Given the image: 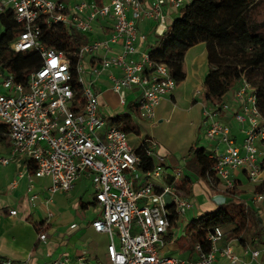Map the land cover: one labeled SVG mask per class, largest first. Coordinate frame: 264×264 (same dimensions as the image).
<instances>
[{
    "label": "built area",
    "instance_id": "obj_1",
    "mask_svg": "<svg viewBox=\"0 0 264 264\" xmlns=\"http://www.w3.org/2000/svg\"><path fill=\"white\" fill-rule=\"evenodd\" d=\"M190 2L107 0L97 5L94 0H0V30L1 21L8 17L19 25L10 49L14 53L35 52L39 58L24 85L16 84L0 69V124L5 126L10 144L9 156H0V165L24 163L9 189H15L25 178L28 201L34 204L38 199L34 180L47 179L45 204L50 205L55 194L70 193L76 181L86 176L99 207L90 227L107 239L105 262L82 254L62 256L45 264H213L217 256L233 264L238 262L230 245L220 247L224 237L221 227L208 233L207 253L200 245L194 247L197 260L162 255L164 237L171 229L177 235L176 224L192 206L174 185L183 170L168 169L163 157L154 156L156 145L149 139L132 147L129 135L109 124L110 116L100 111L93 90L96 80L107 74L119 103L124 105L127 93L134 92L138 117L156 126L155 109L177 84L167 64L154 60L144 50L148 43L138 23L151 22V33L159 39L170 29L168 17ZM57 26L71 27L83 37H98L84 42L77 52L57 51L41 41L43 30ZM102 27H108L111 33L104 36ZM72 56L77 59L79 96L71 86ZM86 73L90 79H86ZM226 113L240 128V143L232 138L230 126L221 121ZM202 116L205 140L216 143L210 157L215 160L213 178L222 191L233 188L232 176L238 171L256 182L264 159V151L259 149L264 147V118L250 83L241 78L232 89L230 103L203 106ZM140 147L152 162L146 171L140 169L142 159L136 153ZM262 203L264 194L256 193L246 207L258 210ZM7 215L13 217L16 211L8 210ZM172 216L176 217L175 225H170ZM46 238L41 234L38 241ZM247 253L254 260L259 256L258 251Z\"/></svg>",
    "mask_w": 264,
    "mask_h": 264
},
{
    "label": "trees",
    "instance_id": "obj_2",
    "mask_svg": "<svg viewBox=\"0 0 264 264\" xmlns=\"http://www.w3.org/2000/svg\"><path fill=\"white\" fill-rule=\"evenodd\" d=\"M101 5L102 0H94ZM264 3V0H191L189 4L179 10L170 29L165 35L156 39L148 53L156 61L167 64L172 78L178 85L185 79L182 69L184 55L191 47L203 43L206 47L208 71L204 77L200 100L203 106L220 104L241 78H245L255 90L257 107L264 118V21H255L253 11ZM3 33L0 36V69L8 72L16 84L24 85L28 74L39 64L35 52L14 53L10 44L15 38L19 25L8 17L1 21ZM84 37L71 27L57 26L54 29L42 31L41 41L48 47L67 53L77 52L84 43ZM71 59V86L76 94L81 93V86L77 84L75 68L76 57ZM125 109L129 112L124 115L116 114L108 119L109 124L115 125L127 135L140 134L138 127L132 123L131 114H135V103L128 101ZM8 141L5 126L0 124V145ZM136 153L141 157L140 169L146 171L151 168L152 162L143 155V147ZM211 153L203 147H190L189 160L185 169L187 173L183 184L178 188L184 198H189L190 191L187 184L190 173L201 179L209 188H213L216 180L213 178L212 168L215 160ZM264 170V159L261 160ZM264 191V182L257 188L256 193ZM224 201L218 208L191 220L185 228L189 237V249L200 245L202 251H209L206 241L208 233L213 229L233 226V229L224 233L228 240L236 239L244 246L246 241L256 239L264 245V225L259 214L252 208L244 205L242 192L235 183L233 188L224 192ZM26 221L31 224L39 236L50 230L44 222L36 223L30 218ZM176 217L170 218V225H175ZM38 243L32 247L36 252ZM21 264L0 256V264Z\"/></svg>",
    "mask_w": 264,
    "mask_h": 264
},
{
    "label": "crops",
    "instance_id": "obj_3",
    "mask_svg": "<svg viewBox=\"0 0 264 264\" xmlns=\"http://www.w3.org/2000/svg\"><path fill=\"white\" fill-rule=\"evenodd\" d=\"M61 1V0H60ZM64 1V0H62ZM67 0L66 2H69ZM107 0H102V3ZM101 3V4H102ZM166 8H163L165 12ZM177 14L172 13L171 17H168V23L171 25ZM153 24L151 22L141 21L138 23L139 32L146 36L147 43L144 50L148 52L149 47L154 45L157 39L151 32ZM169 27V26H168ZM104 36L110 34L108 27H102ZM97 35H90L84 37V42L93 41L97 38ZM94 63V60H92ZM182 69L185 74V79L178 85H176L175 90L170 96L165 97L157 107V109L164 108H174L178 101H182L187 105V110L191 111L194 108L197 109L196 112L199 113V123L195 127L196 133H201L203 136V116L202 109L203 104L200 100V92L202 89V84L205 75L208 71V63L206 59V47L205 44H197L190 49L184 55ZM86 79H90L88 73H86ZM180 87L182 90L179 91ZM94 92L98 95L100 111L107 114V116H113L116 114H122L125 109V104L128 101L133 103L137 102V95L133 93H127L126 103L121 105L119 103V97L114 94L111 90V83L108 79L107 74L101 75L93 86ZM105 97L113 98L115 103L111 106L108 105ZM232 100V90L226 94L223 102L230 103ZM126 114V113H125ZM133 117L143 120L138 117L137 113L131 114V119ZM145 121V120H143ZM221 121L231 128L232 138L236 143H240L243 139V135L239 131V126L229 114H222ZM147 122V121H145ZM140 134L142 135L140 126L135 124ZM204 137V136H203ZM131 141V135H129ZM148 139V138H146ZM141 139L136 145H130L134 148L139 147L144 140ZM205 140V138H204ZM208 147L199 145H192L190 147H203L208 152H210L214 146V143H209ZM10 151V144L7 141L5 144L0 145V156L8 157ZM165 166L168 169L175 167H180L179 163H175L173 160L164 159ZM187 160L182 159L183 174L181 177L175 181L174 185L178 188L183 184V178L186 176V166ZM181 164V163H180ZM24 167L23 162L11 161L8 165H0V256L5 257L10 261L15 262H29L30 264H45L52 262L62 256H68L71 258L78 257L85 254L88 259L96 260L98 249L93 247V242L96 240H103L105 254V248L107 245V239L102 234L95 233L90 227V223L99 214V207L94 203L93 200V188L89 178L86 176L80 177L72 191L68 194L57 193L52 197V203L46 205L45 201L48 198L46 189L49 187V181L47 179H36L34 180V192L38 195V199L35 200L34 204L29 203L28 194L26 191L27 181L25 178L18 181L17 187L15 189H9V185L15 180L17 173ZM189 174V173H187ZM187 179L190 181L187 187L190 191L189 200L191 201V208L187 210L183 220L178 222L177 235L174 236L175 230L171 229L169 234L164 237V245L161 248V253L164 256L178 257L187 260H197L198 254L196 251L189 249V237L185 232L186 225L193 219L209 212L215 211L219 204L224 201V192L219 183L216 182L213 188H209L206 184L195 175H189ZM233 184L238 185V189L242 192L241 198L244 200V205L250 202L254 194H256V188L264 182V170L261 171L260 176L256 182H251L247 175L238 171L232 176ZM169 182V180H166ZM91 190L92 197L91 200L86 201L87 192ZM179 192V190H178ZM264 193V191H262ZM180 194V193H179ZM200 196H205L208 199L198 205L195 208L194 202ZM91 208L94 212H97L94 218H80L77 220L78 211H84ZM8 210L16 211V215L10 217L7 215ZM202 212L199 214V211ZM193 212L192 218H187L188 212ZM258 212L262 225H264V203L255 210ZM48 212L51 216L48 217ZM30 218L33 222L41 223L44 222L50 226V230L45 233L46 240L44 242L38 241V235L35 233L31 224L26 221ZM74 225V228L71 226ZM233 229V226H227L223 228L224 233ZM180 230L186 235L185 241L179 244L178 233ZM38 243V248L36 252H32V247L35 243ZM225 245H230L233 253L238 258V262L235 264H264V245H261L256 239L246 241L244 246L239 243L236 239L228 240V236H224L220 247ZM258 251L259 256L257 259H252L247 251ZM213 264H233L225 258L216 257Z\"/></svg>",
    "mask_w": 264,
    "mask_h": 264
},
{
    "label": "rangeland",
    "instance_id": "obj_4",
    "mask_svg": "<svg viewBox=\"0 0 264 264\" xmlns=\"http://www.w3.org/2000/svg\"><path fill=\"white\" fill-rule=\"evenodd\" d=\"M67 1V0H64ZM252 17L255 21L261 22L264 21V3L260 5L253 11ZM3 31L0 30V36ZM183 87H180L178 90L181 91ZM108 105L112 107L115 103L113 98L105 97ZM197 109L191 111L187 110V105L182 101H178L174 108L170 107L164 109H155V119L156 126H151L149 122H145L138 118L133 117L132 123L140 126L142 135L140 137L136 135H131V144L136 145L141 139L148 138L153 141L156 147L153 150L154 156L163 157L164 159H171L175 163H179V168H182V159L189 160V148L190 146H204L208 147V144L205 143L204 137L200 134L197 135L195 127L199 123V113L196 112ZM129 113L127 110H124L122 114ZM261 151H264V147L259 146ZM155 158L153 157V162ZM181 163V164H180ZM82 177V176H81ZM209 187L208 185H206ZM92 192L89 190L87 192L86 201L91 200ZM208 198L205 196H200L194 202L195 208H198V205ZM202 210L199 211V214ZM97 212H93L91 208L87 210V213L79 210L77 220L80 218H94L96 217ZM193 212L187 213V218H192ZM179 244H181L187 238L183 230H180L178 233ZM190 244V242H187ZM93 247L97 248V258L99 261L105 262V254L103 253L104 242L103 240H96L93 242Z\"/></svg>",
    "mask_w": 264,
    "mask_h": 264
},
{
    "label": "bare ground",
    "instance_id": "obj_5",
    "mask_svg": "<svg viewBox=\"0 0 264 264\" xmlns=\"http://www.w3.org/2000/svg\"><path fill=\"white\" fill-rule=\"evenodd\" d=\"M259 176H260V174H259Z\"/></svg>",
    "mask_w": 264,
    "mask_h": 264
}]
</instances>
